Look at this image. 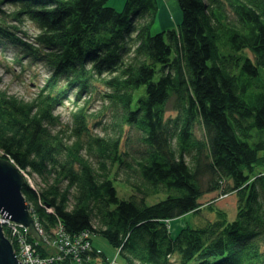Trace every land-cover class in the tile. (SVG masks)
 <instances>
[{
	"label": "trees",
	"instance_id": "obj_1",
	"mask_svg": "<svg viewBox=\"0 0 264 264\" xmlns=\"http://www.w3.org/2000/svg\"><path fill=\"white\" fill-rule=\"evenodd\" d=\"M175 1L181 21L153 33L157 0H0V40L48 72L28 100L0 89V158L39 178L20 191L45 238L60 221L103 237L121 264H264V0ZM94 84L112 133L90 132L82 107L70 133L57 128L55 106ZM218 190L235 194L234 217L208 204L214 219L178 224Z\"/></svg>",
	"mask_w": 264,
	"mask_h": 264
},
{
	"label": "rangeland",
	"instance_id": "obj_2",
	"mask_svg": "<svg viewBox=\"0 0 264 264\" xmlns=\"http://www.w3.org/2000/svg\"><path fill=\"white\" fill-rule=\"evenodd\" d=\"M124 1L125 0H108V4L117 9H121L123 8ZM181 19L182 10L175 0H157L156 16L155 21L151 25V31L154 33L160 30L171 29L175 27ZM21 28L23 31H26L28 35H33L38 31L36 24L28 18H24ZM18 51V47L13 46L8 41L0 40V89H4L7 93L14 94L24 100H28L39 91L48 72L40 62L32 61L28 56L21 57V52ZM105 90L106 88L94 84L93 92L90 95L79 98V100H76L73 93L70 92L62 99L61 103L54 108V113L58 116L57 122H59L57 128L60 127L65 133H70L71 127H73L75 123L74 113L82 107L85 108V122L90 132L102 135L112 133L110 126L112 107L110 105L106 106L107 102H104V98L100 95L103 94ZM171 107L172 104L169 103L166 116L174 115V111ZM201 132V129L196 127V136L200 137ZM126 140L127 137L122 140V143L125 144ZM123 145L121 149L125 148ZM27 178L29 184L32 186H36V183L39 182V178L34 175H27ZM203 179L205 187L208 183V176H205ZM113 185L120 198H127L133 192L132 188L121 178H114ZM218 195V191L206 192L200 198V201L203 203V207L200 211L197 213L184 214V218L182 217L178 221H182V224L188 222L197 225L207 220L214 219L215 214L206 208L208 204H212L224 210L230 218L234 217L236 211L235 194L231 193L226 197H218ZM164 197V193L149 195L146 197L145 202L147 204H152ZM90 238L97 249L102 250L105 254H109L107 258H109L111 262L115 261L116 264H121V258L117 255V248L111 246L99 235L93 234Z\"/></svg>",
	"mask_w": 264,
	"mask_h": 264
},
{
	"label": "water",
	"instance_id": "obj_3",
	"mask_svg": "<svg viewBox=\"0 0 264 264\" xmlns=\"http://www.w3.org/2000/svg\"><path fill=\"white\" fill-rule=\"evenodd\" d=\"M24 182V176L19 169L11 161L0 158V215L28 226L29 235L32 233L40 242L44 241L45 245H48L37 230L34 218L29 213V206L20 191ZM0 264H22L15 256L12 244L4 235L1 224Z\"/></svg>",
	"mask_w": 264,
	"mask_h": 264
},
{
	"label": "built area",
	"instance_id": "obj_4",
	"mask_svg": "<svg viewBox=\"0 0 264 264\" xmlns=\"http://www.w3.org/2000/svg\"><path fill=\"white\" fill-rule=\"evenodd\" d=\"M0 224L4 228L12 231L15 236L14 252L18 260L23 264H52L53 261L61 259L64 254H74L78 255L80 259V254L89 248L88 233L82 231L75 235L74 238H70L60 227L57 231V237L55 238L51 246L53 248L52 253L49 255L41 256L37 251L36 247L27 240L26 229L24 231V236L20 235L19 224L12 222L8 218L0 217ZM55 253V254H54Z\"/></svg>",
	"mask_w": 264,
	"mask_h": 264
},
{
	"label": "bare ground",
	"instance_id": "obj_5",
	"mask_svg": "<svg viewBox=\"0 0 264 264\" xmlns=\"http://www.w3.org/2000/svg\"><path fill=\"white\" fill-rule=\"evenodd\" d=\"M12 162V161H11ZM13 163V162H12ZM14 164V163H13ZM17 167V166H16ZM20 171V170H19ZM22 174H23V176H24V180H25V178H27V174L25 173V172H23V171H20ZM27 181H28V178H27ZM29 182V181H28ZM218 193L220 194V195H222V196H227L228 195V193H226V192H223V191H219L218 190ZM29 210H30V208H29ZM29 213H31V211L29 212ZM32 215V214H31ZM2 216V214L0 215V217ZM33 216V215H32ZM33 218H34V216H33ZM9 219V218H8ZM11 220V219H10ZM12 222H14V223H16V224H19V228H20V235H21V237H23L24 236V231H25V229H26V237H27V240H29V238H33L37 243H39V244H41V246L42 247H44V249L46 250L45 251V255H49V254H51L52 253V250H53V248H52V246H51V243H52V241L54 240V239H48V238H45L44 237V235H43V231H42V228L39 226V224L37 223V221L35 220V218H34V221H35V224H36V226H37V230L39 231V233H40V235H41V237H42V239L43 240H45L47 243H48V245H45V242L44 241H41L40 242V240H38L37 238H35L34 236H33V234L31 233L30 235H29V233H27V231H28V226H26V225H24V224H22V223H20V222H15V221H13V220H11ZM178 224H181L182 225V221H178ZM61 226H63V224L60 222V221H57V229H54L53 230V233H54V236H56L57 237V231H58V229L61 227ZM168 226H169V228L170 227H180L179 225H175L174 223H168ZM2 227V226H1ZM62 228V227H61ZM2 231H3V233H5L4 232V228L2 227ZM80 233V232H79ZM79 233H77V234H79ZM76 234V235H77ZM68 236H70V238H74L75 237V234L74 235H69V234H67ZM92 236V235H91ZM55 237V238H56ZM88 241H89V248H94V246L92 245V241H91V238L89 237L88 238ZM35 246V245H34ZM36 247V249H37V251H38V248H37V246H35ZM50 247V248H49ZM52 248V249H51ZM88 248V249H89ZM48 249V250H47ZM39 252V254L41 255V256H45V255H43V254H41L40 253V251H38ZM96 252L98 253L97 255H93V256H91V255H87V254H85V251L84 252H82L81 254H80V259H79V257H78V255L76 256V255H74V254H64V256L61 258V259H59V260H56V261H53V263L52 264H58V263H60V262H64V261H66L68 264H82V262H83V264H103V261H104V259H103V255L101 254V252L100 251H97L96 250ZM16 256V255H15ZM18 259V258H17ZM87 262V263H86ZM23 264V263H22ZM105 264H116V262L114 261H110L109 259L108 260H106V263Z\"/></svg>",
	"mask_w": 264,
	"mask_h": 264
},
{
	"label": "crops",
	"instance_id": "obj_6",
	"mask_svg": "<svg viewBox=\"0 0 264 264\" xmlns=\"http://www.w3.org/2000/svg\"><path fill=\"white\" fill-rule=\"evenodd\" d=\"M92 245L94 246V250L100 251L102 253L103 259H104L103 264H105L106 260L109 259V258H107V257H109V254H105L102 250L97 249L96 246L93 243H92Z\"/></svg>",
	"mask_w": 264,
	"mask_h": 264
}]
</instances>
